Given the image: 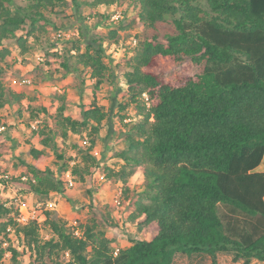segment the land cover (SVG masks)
Segmentation results:
<instances>
[{
	"label": "trees",
	"instance_id": "obj_1",
	"mask_svg": "<svg viewBox=\"0 0 264 264\" xmlns=\"http://www.w3.org/2000/svg\"><path fill=\"white\" fill-rule=\"evenodd\" d=\"M24 1L0 0V111L13 106L18 119L27 93L5 85L13 59H7L9 45L27 54L53 24L50 14L68 3ZM71 3L75 9L126 3L136 16L125 27L121 21L120 29L111 27L107 38L126 28L141 27L144 33L123 78L133 99L147 92L150 107H139L142 118L127 133V147L115 154L120 167L108 168V177L125 192L133 177L144 182L127 217L144 238L115 254L113 239L95 222H87L79 235L76 227H67L51 212H46L42 224L36 220L22 224L16 208H6L2 197L0 235L8 237L13 229L30 251L32 264H174L177 255L210 257L217 264L221 253L242 264L263 261L264 171L258 168L264 159V0ZM17 31L23 35L17 37ZM80 36L69 38L74 45L53 56L61 58L58 66L66 73L89 71L97 89L113 74L104 59L106 37L93 35L83 22ZM29 38L34 43L29 44ZM59 101L52 115L55 131L30 147L32 160L23 161L27 171L19 178H0L1 184L19 183L40 198L65 194V181L48 165L47 148L57 135L66 138L69 132L82 133L89 126L91 134H98L108 112L93 101L82 103L72 115L65 111L72 100L60 95ZM42 110L49 113L46 107ZM36 114L31 111L30 119ZM5 135L6 129L0 132V142ZM93 149L94 140L83 146L80 160L73 165L63 162L60 171L70 170L85 181L99 162ZM46 225L47 238L41 233ZM8 251L13 263L20 264L23 252L13 244L0 243V262Z\"/></svg>",
	"mask_w": 264,
	"mask_h": 264
},
{
	"label": "rangeland",
	"instance_id": "obj_2",
	"mask_svg": "<svg viewBox=\"0 0 264 264\" xmlns=\"http://www.w3.org/2000/svg\"><path fill=\"white\" fill-rule=\"evenodd\" d=\"M19 2L25 3L24 0H19ZM125 4H118V11L124 8ZM130 12L132 13L131 16H129ZM115 14H100L87 6L75 9L71 0L56 7L55 11L50 14L53 24L48 27V32L42 37V40L32 44L27 54L21 55L19 53V58L13 57L5 72V85L9 89H21L27 93L22 102L24 106L22 118H17L16 110L11 111L15 108L10 105L6 106L5 110L0 111V128L7 131V135L0 142V168L5 171L4 174L0 171V178H3V175H7L9 178H19L27 171V163L23 161L31 162L30 147L32 145L38 146L39 140L46 134L55 131V120L52 119V115H55L56 107L61 105L60 95L72 100L66 106L65 111L68 114L76 115L82 103L93 101L108 112L98 134H91L92 128L89 126L82 133L69 132L66 138L57 135L52 147L47 148L48 165L55 172L56 177L60 178L62 174L60 171L61 164L68 161L70 165H73L81 159L82 152L80 151L83 150V146L90 145L84 144L83 139L87 138L89 143L94 140L93 153L99 162L93 174L88 176L85 181L81 182L79 175H76L74 176V186H65V194H54L47 198L32 195L27 188H23L19 183L8 181L6 185L2 184L0 197L10 200L13 196L8 197L6 194L11 186L15 194H21L31 206L42 202L43 205L37 209L38 215L43 217L41 221H38L40 224L45 220L46 212H51L52 217L64 221L67 227L78 228L80 233L81 230H84L87 222H95L99 230L104 231L105 235L113 239L111 244L113 249L128 247L133 241L144 238L137 232L136 225L127 220L133 210V202L142 190L144 182L141 179H135L132 181V186L128 192H125L123 185L108 177V168L118 169L120 167L121 162L115 158V154L127 147V133L142 118L139 107L146 106L148 108L145 100L141 98L142 96L133 99L128 89L125 91L120 87V80L127 70V61L130 58L128 53H136L144 38V33L141 27L126 28L119 30V33H124L123 36L118 33L115 38L108 39L107 35L111 29L109 23L111 16ZM122 15L124 17L121 20L122 27H125L136 16L133 7L130 5L124 9ZM91 20H94L95 23L90 25L89 21ZM82 22L89 26L93 35L106 37L104 43L105 41L108 42L104 59L113 68V74L109 75L107 80L97 89H95V79L91 78L89 71L80 69L77 72L66 73L58 66L61 58L53 56V53H59L55 51L74 45L71 42L72 39L69 38H81L80 26ZM114 27L120 29L119 23ZM100 28L104 30H98ZM58 31H69L72 36L68 38L69 40L58 39L56 36ZM133 37L139 42L135 48L127 43ZM121 41L124 42L122 45ZM113 43L124 49V56L119 62L108 55ZM9 47L13 49L17 46L10 44ZM37 50L43 56V60L36 61L25 58L27 55L35 56ZM51 62L54 64L51 65ZM17 65L20 66L17 67ZM30 65L32 67H29ZM23 77L30 78L31 82L19 86L18 82ZM42 107L48 108L49 113L41 111ZM31 111L37 112L33 120L29 117ZM5 112H8V115H4ZM132 113H135V117ZM10 120L13 122L9 123ZM32 124H35V127ZM10 133H15V135ZM72 152L75 155L69 154ZM59 154L63 155V159L59 158ZM259 170L264 171V159ZM102 174L104 177H101ZM49 200L56 203L54 209H46V205L44 206V203ZM43 227L42 236L47 238L50 235L48 227L47 225ZM13 235L15 239H13ZM0 243L3 247L5 244L7 246L13 244L18 247L21 253L23 252L19 257L20 264H32L30 251L25 249L21 237L13 229L9 232L8 237L0 235ZM2 262L3 264H14L12 257L6 256V254ZM174 264H213V261L210 257L177 255ZM217 264H242V260L235 261L231 254L221 253L217 257Z\"/></svg>",
	"mask_w": 264,
	"mask_h": 264
},
{
	"label": "clouds",
	"instance_id": "obj_3",
	"mask_svg": "<svg viewBox=\"0 0 264 264\" xmlns=\"http://www.w3.org/2000/svg\"><path fill=\"white\" fill-rule=\"evenodd\" d=\"M118 7H119L118 3H112L110 5H106V4L101 3V4L97 5V7H96L95 10L97 12H99L100 14L108 13V14L111 15V13H116L115 15H112L111 16V22L109 23V27L111 28V27H114L116 24H118L124 18L123 15H122V13H123L124 9H127L128 5L125 4L124 5V8H121L119 11H118ZM12 11L14 12L15 9H12ZM131 15H132V13L130 12L129 13V16H131ZM93 23H95L94 20L89 21V24L90 25L93 24ZM98 30L103 31L104 29L103 28H100ZM15 35L18 37L20 35H23V33L20 32V31H17L15 33ZM119 35L120 36H123L124 33L121 32V33H119ZM4 43L6 44V41ZM28 43L29 44L34 43V40L32 38H29ZM120 43L122 45L124 42L121 41ZM127 43L130 44L133 48H135L139 42L136 41L135 39H132V40H129ZM104 47L106 49L108 48V42L107 41H105ZM19 53H20V49L18 47L13 48V49H11V57H8L7 59L10 60L12 57L19 58ZM108 55L109 56H112L116 62H119L120 59H121V57L124 56V49H123V47H118L117 44L113 43L112 46H111V50L108 52ZM133 55H134L133 52H129L128 53V56L129 57H131ZM25 58L26 59H34L36 61L43 60V56L39 53V50L36 51L35 56L27 55ZM105 62H107V61H105ZM19 66L20 65H17V67H19ZM29 67H32V66L30 65ZM120 87L123 88L125 91H127V89H128V84H127L126 80L123 79V77L120 80ZM141 98L144 99L145 102H147V100H148V94H147V92L143 93ZM149 107H150V105H149ZM11 111H15V109H12ZM129 111L131 112V109H129ZM4 115H8V112H5ZM132 115L135 117V113H132ZM12 122L13 121H11V120L9 121V123H12ZM133 122H135V120H133ZM3 131H4V129L3 128H0V132H3ZM10 134L11 135H15V133H10ZM70 135H71V133H70ZM74 138H76V137H74ZM69 154L70 155H75L74 152L69 153ZM136 175L138 177L140 175V172H137ZM3 179H8V177H3ZM134 180H135V177H133V181ZM6 195L8 197H11V196H14L15 195V191H14V189L11 186L9 187V192ZM5 207L6 208H10V207H12V205L11 204H5ZM22 211H23V209H22ZM26 221H27V217H25L21 221V223H26ZM9 231H12V229L10 228ZM13 239H15V236L14 235H13ZM4 247H7V244H5ZM6 256H11V253H6ZM25 260H27V257H25ZM0 264H3V262H0ZM254 264H255V262H254Z\"/></svg>",
	"mask_w": 264,
	"mask_h": 264
},
{
	"label": "built area",
	"instance_id": "obj_4",
	"mask_svg": "<svg viewBox=\"0 0 264 264\" xmlns=\"http://www.w3.org/2000/svg\"><path fill=\"white\" fill-rule=\"evenodd\" d=\"M57 38L59 39H66L72 36V34L69 31H58L56 34ZM133 39H135L137 41V39L135 37H133ZM31 82L30 78L27 77H23L19 82L18 85L21 86L23 84L29 83ZM147 105L149 106V102L147 100ZM35 124H32L33 127ZM84 144H90L87 138H84L82 141ZM4 177H7V175H3ZM101 177H104V174L101 175ZM21 178L24 180L26 179L25 176H21ZM60 178L63 179L66 183L67 187H72L74 186V176L72 175V172L70 170H66L64 172H62V174L60 175ZM2 184L0 183V188H1ZM3 202L4 204H11L12 206H14L17 210V221L19 223H21V221L27 217V221L31 222V221H41L42 220V216L38 215L37 213V209H40V206L43 205L42 202H38L36 203L34 206H31L28 201L26 199H24L22 197L21 194L16 193L10 200L4 199L3 198ZM118 202V201H115ZM46 205V209H54L56 206V203L52 200L47 201L46 203H44V206ZM23 209V211H22ZM26 223H22V224H26ZM74 232L79 235L80 234V230L78 228H75ZM119 248L115 249V254H117ZM66 257H69V254H66Z\"/></svg>",
	"mask_w": 264,
	"mask_h": 264
},
{
	"label": "crops",
	"instance_id": "obj_5",
	"mask_svg": "<svg viewBox=\"0 0 264 264\" xmlns=\"http://www.w3.org/2000/svg\"><path fill=\"white\" fill-rule=\"evenodd\" d=\"M259 167H260V166H259ZM258 169H259V168H258ZM261 171H262V170H261ZM254 262H255V264H264V260L261 261V260L253 259L252 262H251V264H254Z\"/></svg>",
	"mask_w": 264,
	"mask_h": 264
}]
</instances>
